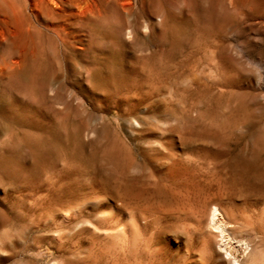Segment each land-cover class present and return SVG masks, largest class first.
Returning <instances> with one entry per match:
<instances>
[{
    "label": "rangeland",
    "instance_id": "obj_1",
    "mask_svg": "<svg viewBox=\"0 0 264 264\" xmlns=\"http://www.w3.org/2000/svg\"><path fill=\"white\" fill-rule=\"evenodd\" d=\"M15 1L0 24V264H220L209 237L264 264V0H54L30 23ZM110 199L129 202V227H108ZM150 202L164 220L136 229ZM167 234L189 242L185 261Z\"/></svg>",
    "mask_w": 264,
    "mask_h": 264
},
{
    "label": "bare ground",
    "instance_id": "obj_2",
    "mask_svg": "<svg viewBox=\"0 0 264 264\" xmlns=\"http://www.w3.org/2000/svg\"><path fill=\"white\" fill-rule=\"evenodd\" d=\"M1 1V0H0ZM3 2H4V4H5V7H3V6H0V24H5V26L7 27L8 26V29H9V27H10V25H11V16H12V14L14 13L15 14V12L13 11V8H12V6H11V4L10 3H13L12 2V0H11V2L9 1V0H2ZM17 1V0H16ZM15 1V2H16ZM49 1L51 2H53L54 0H23V4H22V6L20 7V12L18 13V14H22V16L24 15L25 16V18L24 17H22V18H24L25 19V21H27V23H30L31 21H30V19H29V16H31V15H33L34 17H39V15L41 16V11H42V9H43V7H45V5H46V3H49ZM116 1V0H115ZM19 2H21V0H19ZM78 2V1H77ZM1 3V2H0ZM18 3V2H17ZM21 4V3H20ZM72 5H73V3H71ZM18 5V4H17ZM17 5H16V7H17ZM55 5V4H54ZM53 5V6H54ZM71 6V5H70ZM16 7H14V8H16ZM55 7V6H54ZM59 7V6H58ZM53 8V7H52ZM16 9H19V8H16ZM15 10V9H14ZM56 11V10H55ZM16 12H17V10H16ZM54 12V11H53ZM17 14V15H18ZM46 15H48V14H46ZM16 17V16H15ZM19 17H20V15H19ZM18 17V18H19ZM51 17V16H50ZM14 18V17H13ZM27 18L29 19V20H27ZM43 18V17H42ZM41 18V19H42ZM38 20V19H37ZM36 20V21H37ZM48 20V19H47ZM52 20V19H51ZM14 21H17V20H15L14 19ZM19 21H20V18H19ZM19 21H17V23L19 22ZM33 21V20H32ZM42 21H43V19H42ZM45 21V20H44ZM43 21V22H44ZM22 22H24V21H22ZM41 21H39V23H40ZM51 22V21H50ZM14 23V22H13ZM26 23V22H25ZM26 23V24H27ZM34 23V22H33ZM38 23V22H37ZM37 23H35L36 24V26L38 25ZM46 23V22H45ZM45 23H43V24H45ZM51 23H53V22H51ZM58 23V22H57ZM19 24V23H18ZM22 24H24V23H22ZM26 24H24V25H26ZM32 24V23H31ZM35 24H34V26H35ZM50 24V23H49ZM54 24V23H53ZM20 25V24H19ZM40 25H41V23H40ZM51 25V24H50ZM14 26V25H13ZM47 26H48V24H47ZM52 26V25H51ZM54 26V25H53ZM53 26H52V29H54L53 28ZM2 27H3V25H2ZM12 27V26H11ZM16 27H17V25H16ZM24 27V26H23ZM38 27H41V26H38ZM44 27H46V26H44ZM55 27L56 28H58V24H56L55 25ZM3 28H5V27H3ZM20 28V27H19ZM25 28V27H24ZM23 28V29H24ZM37 28V27H36ZM48 28H49V26H48ZM47 28V29H48ZM12 29H14L13 27H12ZM12 29H10V31L12 30ZM20 29H22V28H20ZM4 30V29H3ZM6 30V29H5ZM17 30V29H16ZM24 30H26V28L24 29ZM27 30H28V28H27ZM38 30V29H37ZM50 30V29H49ZM55 30H57V29H55ZM8 32H9V30H7ZM7 31H5V32H7ZM20 31V30H19ZM22 31V30H21ZM4 32V31H3ZM4 32V33H5ZM12 32V31H11ZM23 32V31H22ZM2 33V32H1ZM54 33V32H53ZM6 34V33H5ZM55 34V33H54ZM11 36V35H10ZM10 60H12V59H10ZM17 62H18V58H17V60H15V59H13V61H9V62H6L5 64H4V66L5 67H9L11 64H13L14 65V63H16V65L17 66H19L18 64H17ZM20 62H21V60H20ZM19 63V62H18ZM20 64V63H19ZM2 67V66H1ZM2 69V68H1ZM5 69V68H4ZM3 69V70H4ZM2 152L0 151V159H1V157H2V154H1ZM175 156V155H174ZM137 159V158H136ZM135 160V159H134ZM133 160V161H134ZM179 162L181 161L180 160V158H179V160H178ZM176 164V163H175ZM165 165V164H164ZM140 166H142V165H140ZM156 166V165H155ZM177 166V165H176ZM184 166V165H183ZM169 167V166H168ZM171 168V167H170ZM186 168H188V167H186ZM202 168V167H201ZM172 169V168H171ZM155 171V170H154ZM163 171V170H162ZM170 172V171H169ZM139 175V174H138ZM168 177L169 176H164V173H163V175L162 176H160V182H158V183H161L162 185H165V183L167 182V180H168ZM173 177L174 176H172V180H173ZM176 177V176H175ZM147 180V179H146ZM152 186V185H151ZM154 193V192H153ZM118 194V193H117ZM104 195V194H103ZM129 195V194H128ZM183 195V194H182ZM181 195V192L180 191H177V189L174 187L173 189H171V192L168 194V195H166L165 197H164V200H162V204H163V206H166V210L165 211H167V215L169 216V218H167V224L169 223L170 225H172V226H174L175 225V222H177V220H178V218H180L181 216V213L183 214V211H184V208H185V204H186V201H185V198L183 197ZM97 196V195H96ZM117 196V195H116ZM115 196V197H116ZM132 196V195H131ZM163 196H164V194H163ZM120 197V196H119ZM92 198V197H91ZM97 199H99L98 197L97 198H95L93 201H97ZM103 199H105V198H103ZM109 199V198H108ZM112 199H110V200H108V201H106L105 202V205H107V207H109V208H111V213H107V219H109V224L108 225H110V226H108L109 228H111V227H118L119 225L120 226H122V228L123 229H125V227L128 225V223H129V225H130V222H128L129 220H127V221H124V219L123 218H121V215H122V213H121V211H122V209H124L123 207L125 206V205H127L129 202L128 201H126L125 199H122V201H121V203L120 204H117L116 202H114V201H111ZM116 200V199H115ZM98 201H100V199L98 200ZM97 201V202H98ZM154 203V202H153ZM155 203H157V202H155ZM137 204V203H136ZM104 205V206H105ZM148 205V204H147ZM146 205V206H147ZM136 205H132V207H135ZM140 206V205H139ZM149 207H141V209H139V210H137L138 209V207L136 206L134 209H135V212H133L132 213V218H131V223H132V225L133 226H135V228H136V226H140V223H143V225H145V226H149V225H151V224H158L159 222V220L163 217L162 216V212H161V210H159L158 209V206H156V205H154V204H152V202H150V205H148ZM218 206V205H217ZM217 206H213V209H212V211H211V214H210V220H209V222H210V224L211 225H214L216 228H219V226L218 225H216V219L218 218V214H219V210H218V207ZM201 207V206H200ZM78 208V207H77ZM133 209V210H134ZM202 209V208H201ZM206 208H204V209H202V211H203V214L205 213V210ZM161 212V213H160ZM125 213V212H124ZM163 213L165 214V212L163 211ZM176 213H178V215H176ZM104 215V214H103ZM102 215V216H103ZM185 215V214H184ZM207 215V214H206ZM124 216V215H123ZM205 216V215H204ZM166 217V216H165ZM164 218V217H163ZM162 218V219H163ZM103 219V218H102ZM123 219V220H122ZM166 219V218H165ZM164 220V219H163ZM219 221V220H218ZM161 223V222H160ZM164 224H165V222H164ZM103 225V224H102ZM160 226H163V225H160ZM169 226V225H168ZM115 227V228H116ZM127 227H129V226H127ZM155 227V226H154ZM157 227V226H156ZM170 227V226H169ZM131 228H132V226H131ZM135 228H134V230H135ZM138 228V227H137ZM136 228V229H137ZM166 228V227H165ZM171 228V227H170ZM127 229V228H126ZM151 229V228H150ZM172 229V228H171ZM106 230V229H105ZM113 230V229H112ZM132 230V229H131ZM109 231V230H108ZM152 231V230H151ZM123 232H125L124 230H123ZM132 232V231H131ZM157 232V231H156ZM170 232V231H169ZM110 233V232H109ZM178 233V232H177ZM225 233V232H224ZM112 234V233H111ZM160 234V233H159ZM114 235V234H113ZM126 235V234H125ZM133 236H134V234H133ZM158 238V237H157ZM213 237H209L208 238V240H205V239H203V241H202V244H201V246H200V249H201V252L203 251V249L206 247V246H208V247H210V248H208V249H212L213 250V252L214 253H216L217 254V257H220V258H224V256H225V258H227L229 261H231V263H233V264H240V259L238 258V255H232V254H230L229 252H226V254H227V256L226 255H224L223 254V256H222V254H221V252H220V249H218L217 247H216V245H215V242H214V238L212 239ZM147 240V239H146ZM150 240V239H149ZM159 240V239H158ZM165 240V239H164ZM222 240V239H221ZM127 241V240H126ZM133 242V241H132ZM224 242V241H223ZM163 243H165V242H163ZM162 243V244H163ZM165 245H167V246H169L170 248H172V247H175V248H183L184 249V257H183V260L185 261V259L188 257V255H191V253H190V251L192 250L191 249V246H190V244H189V242L188 241H186L185 240V238L180 234V235H177V234H167V236H166V244ZM220 245V244H219ZM238 245V244H237ZM246 245V246H245ZM166 246V247H167ZM242 246H245V251H247V249L248 248H250L249 247V244H245V243H242L241 244V247ZM149 247V246H148ZM219 247V246H218ZM161 248V247H160ZM224 248V247H223ZM206 249V248H205ZM204 249V250H205ZM221 249H222V247H221ZM152 250V249H151ZM158 250H159V248H158ZM157 250V251H158ZM173 250V249H172ZM194 250V249H193ZM238 250V249H237ZM242 251H243V248H242ZM249 251V250H248ZM223 252V251H222ZM241 252V251H240ZM244 252V251H243ZM243 252H242V254H243ZM195 253V252H194ZM205 253H206V250H205ZM193 254V253H192ZM203 254H204V251H203ZM199 255H200V251H199ZM141 256V255H140ZM213 256V255H212ZM240 256H241V254H240ZM243 256H244V254H243ZM202 257H203V255H202ZM140 258V257H139ZM181 258V257H180ZM185 258V259H184ZM223 259V261L221 260V263L220 264H225L224 262H227L226 261V259ZM243 258V257H242ZM136 259V258H135ZM219 259V258H218ZM131 260V259H130ZM243 260V259H242ZM139 261V260H138ZM185 263H187V262H185ZM129 264V263H128ZM184 264V263H183ZM188 264V263H187ZM190 264V263H189ZM192 264H201L198 260H194V263H192Z\"/></svg>",
    "mask_w": 264,
    "mask_h": 264
}]
</instances>
